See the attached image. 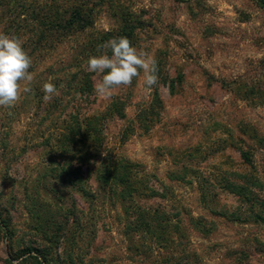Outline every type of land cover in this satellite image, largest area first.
Masks as SVG:
<instances>
[{
    "label": "rangeland",
    "instance_id": "rangeland-1",
    "mask_svg": "<svg viewBox=\"0 0 264 264\" xmlns=\"http://www.w3.org/2000/svg\"><path fill=\"white\" fill-rule=\"evenodd\" d=\"M0 33L34 75L0 107V264H264L258 0H0ZM121 36L158 84L103 99L85 61Z\"/></svg>",
    "mask_w": 264,
    "mask_h": 264
},
{
    "label": "clouds",
    "instance_id": "clouds-1",
    "mask_svg": "<svg viewBox=\"0 0 264 264\" xmlns=\"http://www.w3.org/2000/svg\"><path fill=\"white\" fill-rule=\"evenodd\" d=\"M101 47L110 49L111 56H91L85 61L88 72L101 74L95 85V93L110 99L120 86H130L134 78L141 77L146 88L158 84V65L155 57L146 51L137 50L127 37L113 38ZM32 60L22 46V41L0 33V107H12L22 94L32 91L34 75L29 71ZM43 99L51 100L57 93L51 82L43 84Z\"/></svg>",
    "mask_w": 264,
    "mask_h": 264
},
{
    "label": "trees",
    "instance_id": "trees-1",
    "mask_svg": "<svg viewBox=\"0 0 264 264\" xmlns=\"http://www.w3.org/2000/svg\"><path fill=\"white\" fill-rule=\"evenodd\" d=\"M258 1L264 6V0H258ZM73 24H74L73 19H70L66 24L48 20L47 23L44 24V26H46V29H49V31H52L54 29H57V30L59 29L63 33L67 34L73 30ZM242 156L247 163L252 164V158L250 157L249 153L242 151Z\"/></svg>",
    "mask_w": 264,
    "mask_h": 264
}]
</instances>
